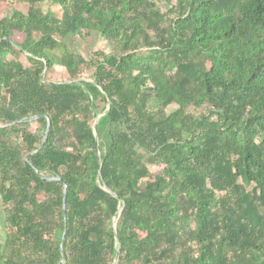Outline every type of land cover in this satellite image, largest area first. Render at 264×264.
Segmentation results:
<instances>
[{"label": "trees", "instance_id": "1", "mask_svg": "<svg viewBox=\"0 0 264 264\" xmlns=\"http://www.w3.org/2000/svg\"><path fill=\"white\" fill-rule=\"evenodd\" d=\"M0 7V264H264V0Z\"/></svg>", "mask_w": 264, "mask_h": 264}, {"label": "rangeland", "instance_id": "2", "mask_svg": "<svg viewBox=\"0 0 264 264\" xmlns=\"http://www.w3.org/2000/svg\"><path fill=\"white\" fill-rule=\"evenodd\" d=\"M43 9L46 12L57 15L58 17H62L63 15V9L58 4H43ZM12 13V7H8L6 9L0 7V18H3L4 16H11ZM66 41L76 53L86 58H89L92 52L98 51L110 53L112 51L110 43L97 33H94L91 37L85 39L80 36H74L71 38H67ZM90 73H93V71H91ZM67 77L68 74L66 70L59 65H56L52 70H48L46 72V75L44 76V78H47V81H51L53 83L66 81ZM176 108L177 106H172L169 111L171 112Z\"/></svg>", "mask_w": 264, "mask_h": 264}, {"label": "water", "instance_id": "3", "mask_svg": "<svg viewBox=\"0 0 264 264\" xmlns=\"http://www.w3.org/2000/svg\"><path fill=\"white\" fill-rule=\"evenodd\" d=\"M47 71H48V69H46V71H45L43 77L46 75V72H47ZM103 115H104V114L100 115L99 117L101 118ZM41 117H42V116H37V117L33 118V120H37V119H39V118H41ZM99 117H97V119H96V121H95V123H94V133H95L97 139L99 138V136H98V126H97V125H98ZM49 125H50V122L48 121V128H49ZM46 133H48V130H47ZM45 140H46V137H45ZM44 144H45V142L42 143V145H41V147H40L39 150H41V149L43 148ZM48 181H61V180H60V179H56V178H49ZM65 189H66V188H65ZM115 227H116V225H114V228H115ZM64 242H65V236L63 237V244H64ZM62 249H63V248H62ZM117 253L119 254V245H117ZM63 254H64V249H63ZM64 258H65V254H64Z\"/></svg>", "mask_w": 264, "mask_h": 264}, {"label": "crops", "instance_id": "4", "mask_svg": "<svg viewBox=\"0 0 264 264\" xmlns=\"http://www.w3.org/2000/svg\"><path fill=\"white\" fill-rule=\"evenodd\" d=\"M5 217L3 213V204L0 199V246H4L6 241Z\"/></svg>", "mask_w": 264, "mask_h": 264}]
</instances>
